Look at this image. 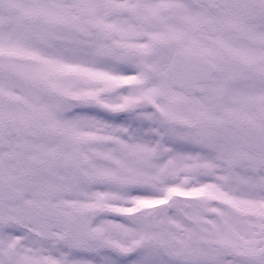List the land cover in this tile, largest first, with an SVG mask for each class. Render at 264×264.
<instances>
[{
	"label": "snow or ice",
	"instance_id": "obj_1",
	"mask_svg": "<svg viewBox=\"0 0 264 264\" xmlns=\"http://www.w3.org/2000/svg\"><path fill=\"white\" fill-rule=\"evenodd\" d=\"M0 264H264V0H0Z\"/></svg>",
	"mask_w": 264,
	"mask_h": 264
}]
</instances>
